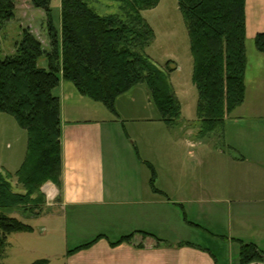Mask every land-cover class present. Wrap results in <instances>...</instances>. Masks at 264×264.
Wrapping results in <instances>:
<instances>
[{
	"label": "crops",
	"instance_id": "1",
	"mask_svg": "<svg viewBox=\"0 0 264 264\" xmlns=\"http://www.w3.org/2000/svg\"><path fill=\"white\" fill-rule=\"evenodd\" d=\"M245 27L247 69L242 104L250 105L248 124H252L264 116L258 112L261 108L256 107L264 97L255 90L264 89V54L254 47L256 34L264 33V0H245ZM63 82L56 88L61 116L59 186L52 182L42 186L45 210L36 217L53 220L51 228H37L43 232L42 236L47 228L51 229L60 236L61 245L50 254L41 252L33 262L46 259L49 263V259L59 257L60 264H220L215 256L191 240L193 236L190 239L195 223L189 219L192 204L202 211L214 195L232 200L236 214L249 215V221L236 216L235 223L236 229L248 230L250 240H243L246 239L243 236L231 240L258 247V239H263L261 234L264 236V127L240 128L230 135L226 126L224 147L214 150L205 140L193 138L192 129L184 128L139 129L138 144L127 122L137 119L164 124L159 115L152 118L139 114L129 117L119 112L114 115L95 101L76 95ZM141 88L144 94L146 90L149 92ZM67 97L69 112L64 108ZM138 106L132 104L130 108L137 112ZM237 136L247 137L248 152L237 153L232 143ZM226 148L237 154L225 152ZM146 162L155 169L154 186L160 192L151 188ZM192 194L197 196L195 200L190 198ZM180 209L185 212L183 218ZM82 225L87 227L78 230ZM34 232L33 229L15 233L14 238L28 241L29 236H36ZM126 235L132 237L122 240ZM40 243L54 247L52 242ZM4 258L5 263H19Z\"/></svg>",
	"mask_w": 264,
	"mask_h": 264
},
{
	"label": "trees",
	"instance_id": "2",
	"mask_svg": "<svg viewBox=\"0 0 264 264\" xmlns=\"http://www.w3.org/2000/svg\"><path fill=\"white\" fill-rule=\"evenodd\" d=\"M29 1L46 13L49 48L25 29L13 53L0 55V112L12 116L27 133L25 157L14 174L23 191H14L12 174L0 171V264H8L2 261L8 237L33 230L23 219L44 212L42 186H59L60 99L53 91L61 80L72 82L80 95L102 103L114 115L117 98L145 84L168 129H192L196 140L216 136L223 144L226 118L242 105L246 90L245 0H176L189 38L191 82L198 93L196 118L191 121L181 117L170 62L165 71L145 53L155 33L142 11L160 0H108L117 3L118 10L106 14L89 3L94 0H60V32L52 25L51 0ZM14 9V0H0V25L14 16ZM254 47L264 54V33L256 34ZM42 58L45 67L39 66ZM145 164L151 188L160 192L154 186L153 165ZM237 241L239 264H264V254L255 244Z\"/></svg>",
	"mask_w": 264,
	"mask_h": 264
},
{
	"label": "rangeland",
	"instance_id": "3",
	"mask_svg": "<svg viewBox=\"0 0 264 264\" xmlns=\"http://www.w3.org/2000/svg\"><path fill=\"white\" fill-rule=\"evenodd\" d=\"M89 3L101 14L114 13L118 10V4L108 0H94L93 3ZM14 5V16L0 25V55L7 56L13 53L14 45L20 39L22 31L25 29L29 30V32L41 42L44 48L48 49L49 37L46 13L42 9L33 7L29 0H14ZM50 15L53 27L57 32H60V0H51ZM142 15L155 33L154 41L145 49V53L159 68L163 70L166 69V63L170 62L169 67L173 68V70L170 71L169 77L173 90L181 105V117L184 121L194 120L196 118L195 111L198 93L191 82L192 57L189 50V38L181 13L178 9L177 1L160 0L156 7L142 11ZM38 63L40 67H45V58L40 59ZM62 81H65L63 83L68 85L70 90L73 93L75 91V93H77L76 95L79 96V93L72 82L66 80ZM140 85L141 86L137 85L135 90L130 92V94H123V96L121 95L117 98L114 106L116 112L129 117H132V114H139V116H146L148 118L159 115L150 99L149 92L146 90V93L144 94L141 91L142 86L145 89H147V87L145 84ZM255 90L256 94L263 95L261 97H264L263 88H256ZM53 92L57 95L59 90H54ZM250 93L251 90L248 89L247 94L249 95ZM136 94L138 95V98L133 97V95ZM261 97L258 96L259 99H262ZM85 99L89 100L87 97H85ZM62 100H64L63 95ZM65 102L64 108L66 109V112H69L71 107L69 106L70 101L68 97ZM96 104L105 107L100 102H96ZM132 104L139 105L137 112L132 111L130 108ZM79 106L82 107L83 103H80ZM100 106L97 107L100 108ZM256 107L261 108L258 112H262L264 115V101L259 100ZM106 110L109 113H112L108 109ZM251 114L252 110L248 103L242 104V106L236 108L226 118L225 127L227 126V133L231 135L237 129L244 128L247 130L252 126L264 127V116L263 119L254 121L258 125L255 123L248 124L250 122L249 116ZM238 121L242 122L237 123ZM127 123L129 131H131L134 138L138 140V144L139 139L136 136H138L139 129L146 130L160 127L166 129L167 127L164 124H149L145 120L141 121L137 119ZM227 137L228 136H226L225 139L228 140ZM203 140H205L213 150L215 148L224 147L222 139L216 136H209ZM232 143L235 144L237 153L241 152L243 154V152H248L250 150L247 137L241 138L237 136L232 139ZM26 147V131L17 124L12 116L0 112V171H8L12 174L11 183H13V188L16 192L23 191L21 186L16 183V177L14 174L24 160ZM225 152L237 154L235 151L227 148L225 149ZM208 158L211 159V156ZM187 163H189V161H187ZM195 166L196 165H194V167ZM190 198L195 200L197 196L192 194L190 195ZM210 198H213V201H210L207 205L205 204L202 207V211L201 209L197 210L196 204H192L191 206L189 219L191 222L195 223H192L190 239L191 236H193V239L191 240L198 242L196 244H199L201 249H204V251L206 250L211 255L215 256L220 264H239L240 244L236 239L234 241L231 240V237L234 239L243 236V238H246L243 240L246 241L250 240L251 235L248 230L243 228L236 229L235 217L237 216L240 220L242 219V221H249V215L247 212L242 215L241 213L236 214V207L234 208L235 204L231 203L232 200L230 199L228 201L221 200L217 195ZM180 211L181 217L183 218V213L185 212L183 209H180ZM23 220L33 226L35 231L34 235L37 237L29 236L31 238H28L27 241L23 238H14L15 234H11L8 237V247L6 248L8 251L7 254L2 257H5L3 260L11 262L14 260L21 264H30V262H33V258L38 256L41 252L50 254L52 249H56L61 245L60 236L53 233V231L51 232V229L49 230L47 228V233H45L44 236H42L43 232L38 231V228L42 227L49 226L51 228L53 225L52 219L44 220L43 218H32L30 220ZM50 222H52V224H50ZM246 224H248V222H246ZM86 227L87 225H82L78 230H83ZM260 237L263 239H258L257 245L264 254L263 234H261ZM42 241L52 242L54 243V247L50 248V245H46L47 243L41 244L40 242ZM45 246L48 247L46 248ZM58 258L59 257L49 259V263L47 260L45 264H60L62 260Z\"/></svg>",
	"mask_w": 264,
	"mask_h": 264
}]
</instances>
